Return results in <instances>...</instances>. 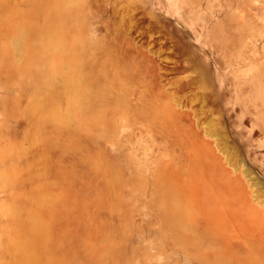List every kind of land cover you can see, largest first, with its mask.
Here are the masks:
<instances>
[{
	"label": "rangeland",
	"instance_id": "1",
	"mask_svg": "<svg viewBox=\"0 0 264 264\" xmlns=\"http://www.w3.org/2000/svg\"><path fill=\"white\" fill-rule=\"evenodd\" d=\"M68 5L69 25L80 32L71 53L89 90L71 121L59 123L46 116V103L45 120L32 107L27 79L40 77L31 74L33 61L31 70L24 63L34 50L16 41L30 1L0 0V264H29L40 246L47 264H264V0ZM166 128L193 142L196 156L184 148L166 165L157 139ZM137 135L159 147L138 163ZM41 185L52 194L55 186L57 200L46 197L52 204L41 196L48 189H35ZM20 196L43 211L33 210L37 223L53 216L43 225L50 233L27 205L18 212ZM54 202L61 207L52 211Z\"/></svg>",
	"mask_w": 264,
	"mask_h": 264
},
{
	"label": "bare ground",
	"instance_id": "2",
	"mask_svg": "<svg viewBox=\"0 0 264 264\" xmlns=\"http://www.w3.org/2000/svg\"><path fill=\"white\" fill-rule=\"evenodd\" d=\"M30 1V8H29V11L27 12V13H24L23 11L21 12L20 11V15L18 16L19 18H18V20H17V22H16V24H15V29H16V33H17V36H16V41H17V43L19 44V45H26V46H29V48L31 47V48H33L32 49V51L31 52H33V50H34V57H33V59L31 60H29V58H32V57H30V55H29V53H27L26 55H27V57H29V58H27L26 57V59L27 60H29L30 62L31 61H33V66H34V68H35V70H32V72H31V74L35 71L37 74H38V76L40 77V79H38V80H40L39 82L36 80V79H33V78H31V76H34V75H31L30 76V73H29V76H30V80L29 79H27L28 80V82L30 81V83H33L34 84V88H32L33 86H31V92H34V93H32V94H34L33 96H35V98H34V100H36L35 101V106H32V107H37V108H39V106L42 104V103H46L47 104V107H48V109H47V115L46 116H48V118L49 119H51V120H57V121H59V123L61 122H64V121H71V118H72V112H73V110L77 107V106H79L80 105V103L83 101V99L88 95V90H89V85H87V84H85V83H83V76H82V71L80 70V68L79 67H77V65H76V61H77V59H79L78 58V54H73V53H71V50L72 49H74V47H75V45H74V43L77 41V40H79L80 38H79V36H80V32H79V30L78 29H76L75 27H73V26H71V25H69V20L71 19V16H72V14H70V13H73L72 11H70L69 10V5H68V2H75V3H78V0H29ZM31 38H34V42H31L30 40H31ZM69 39H71V41H70V45H69ZM24 47V46H23ZM22 47V48H23ZM30 48V49H31ZM20 49V48H19ZM23 50H25V49H23ZM19 52H15V54H14V56H13V60H15V64H17V61H16V59L17 58H15V57H17V54L16 53H19L20 55H18V56H20V58H18L17 60L19 61V59H21V58H23L22 56H21V54L23 55V53H20V51H22L21 49L20 50H18ZM27 51V50H26ZM23 52V51H22ZM29 52V51H28ZM54 56H56V59L55 60H53V57ZM25 57V56H24ZM49 57H51L52 58V61H50L49 63H48V58ZM25 59V60H26ZM29 61L28 62H26V63H24V65L25 66H27V68L29 67V69H30V65H32V62L31 63H29ZM20 62H21V60H20ZM20 64V63H19ZM23 65V64H22ZM23 65V66H24ZM18 66V65H17ZM178 67V65L176 64V65H173L172 67L174 68V67ZM19 68L21 67L20 65L18 66ZM32 67V66H31ZM22 68V67H21ZM23 68H25V67H23ZM27 68H25V69H27ZM173 68L171 69V70H173ZM32 69V68H31ZM30 69V70H31ZM175 69V68H174ZM180 69V68H179ZM30 70H28V71H30ZM177 70H178V68H177ZM177 70H173V71H177ZM27 71V70H26ZM179 71V70H178ZM61 75V77L59 78L61 81H62V85H60V84H58V82H56L57 80V77H59ZM32 79V80H31ZM31 81H33V82H31ZM60 86H63V88H64V91H63V93H64V97H65V104L63 105L62 103H61V98H63V93H62V90L61 91H59V87ZM34 90V91H33ZM42 95V96H41ZM41 96V97H40ZM3 99V98H2ZM31 99V98H30ZM6 99H4L3 101H5ZM32 100H33V98H32ZM5 102H3V104H4ZM40 109V108H39ZM28 110H29V106H28ZM35 110V109H34ZM38 111V110H37ZM40 111H41V109H40ZM31 112V111H30ZM44 113V114H43ZM46 114V111L44 112V111H41L40 112V116L39 117H41L40 118V120H45L44 118L46 117H42L41 115H45ZM49 119H47V120H49ZM121 126H122V129H121V137L122 138H124V139H126V137L127 136H129V135H127L126 133H127V131H128V129H127V127H128V122H122L121 123ZM131 131V130H130ZM134 136H133V134L131 135V138H133ZM137 137H138V140H137V152H136V156L134 157V159H135V161L138 163V162H140L141 161V157H143V156H150V155H152V153L153 152H155L159 147H158V145H155V140H159L160 142H161V145H162V147H163V149L165 150V152H166V154H168L169 156H168V158H165V157H163L164 158V160H165V164L166 163H169V160H172L173 159V156H172V154L174 153V152H179L180 154L183 152V149L184 148H186V151H187V153L186 154H188V156H189V159H191V158H193V156H196V153H197V148H195L194 146H193V142H188L185 138H184V136L182 135V133H175V131H172V130H167V128L165 129V131L164 132H162V133H160V134H158L157 135V139L155 138H153V142L151 143V144H153V146H150L148 143H146V141L144 142V137H142V136H140L139 137V135H137ZM196 139V142L198 141V140H200V138L199 137H197V138H195ZM144 143H146L145 145H144ZM24 144H28V143H24ZM111 144V143H110ZM113 145V144H112ZM116 146V145H115ZM117 148V147H116ZM115 148V149H116ZM117 151V150H116ZM160 152V151H159ZM159 152H157L156 153V155L158 154V156L160 155L159 154ZM153 154H155V153H153ZM157 156V158H159ZM171 156V157H170ZM113 157V156H112ZM166 157H167V155H166ZM161 158V157H160ZM163 158H161V159H163ZM159 160V159H158ZM163 161V160H162ZM119 162V161H118ZM160 163H162V162H160ZM173 163V162H172ZM127 165V164H126ZM158 165H159V163H158ZM167 165V164H166ZM165 165V166H166ZM162 166V165H161ZM160 166V167H161ZM167 167V166H166ZM190 167V166H189ZM174 169V168H173ZM172 168H171V170H173ZM165 171V170H164ZM180 171V170H179ZM166 173H167V171H165ZM165 172H164V174H165ZM177 172V171H176ZM170 173V172H169ZM171 174V173H170ZM168 175V174H167ZM167 175H165V177L167 176ZM192 176V175H191ZM187 178V177H186ZM175 180H177L176 178H175ZM180 180V179H179ZM178 181V180H177ZM176 181V182H177ZM184 181H185V179H184ZM184 181L182 182V185L184 184ZM189 181V180H188ZM175 182V181H174ZM181 182V181H180ZM186 182V181H185ZM187 183V182H186ZM173 184H175V183H172L171 184V182H170V185H173ZM177 184V188L176 189H178V185H179V183L177 182L176 183ZM181 185V186H182ZM58 186V185H57ZM180 185H179V189H180V187H181ZM184 186V185H183ZM183 186L181 187V189L183 188ZM42 187V185L41 186H38V187H35V189L38 191L39 190V188H41ZM43 187H45V186H43ZM42 187V189L44 190V188ZM48 188V191L47 192H45L47 195H48V193H50V192H52V189H50V187L49 186H47ZM53 187V186H52ZM62 188V187H61ZM31 189V188H30ZM29 189V190H30ZM47 189H45V190H47ZM54 189H55V186H54ZM54 189H53V194L52 193H50L49 195H51L52 194V196H53V198H52V196H50L52 199H54L55 197H54V194H55V196H56V193H55V191H54ZM34 191V189L32 190V191H34L35 192V194H34V192L32 193L33 195H35L36 196V194L39 192L40 193V191H41V189L37 192V191ZM44 190V191H45ZM62 190V189H61ZM60 190V191H61ZM43 191V192H44ZM59 191V190H58ZM59 191V192H60ZM181 191V190H180ZM27 194V196L29 197V196H31L29 193H28V191H25ZM25 192L24 193H21V194H25ZM37 192V193H36ZM42 192V191H41ZM175 192H176V190H175ZM182 192V191H181ZM180 192V193H181ZM39 193L37 194V196L39 195ZM162 193V192H161ZM62 194V192H60V195ZM181 194H183V192L181 193ZM180 194V195H181ZM13 195H15V193H13ZM47 195H45L44 196V193L41 195V196H43V197H45V202H47L48 204H52V203H49V198H48V201H46L47 200V198L46 197H49V195L47 196ZM63 195V194H62ZM62 195L60 196L61 198H62ZM180 195H179V192H178V196L180 197ZM21 196H23V195H21ZM21 196L19 197V204L17 203V202H15V207H17L18 206V208H15L14 207V204L13 205H11V203H12V201H10L9 203H8V205H10V206H12L13 208V210L15 209L16 211L14 212V214L17 212V209H18V212L22 209V208H24V210H25V207H26V205L28 206V208L30 209H32V210H30V214H28L29 215V217H30V215H32L31 217H33L34 215H33V213L32 212H34L35 213V208L36 207H34V206H31V207H29V204L27 203V202H24L22 199H21ZM36 196V198L35 199H39V201H40V204L42 205V201H41V199H43V197H40L39 198V196L37 197ZM178 196H176V197H178ZM183 196V195H182ZM181 196V197H182ZM8 197V196H7ZM26 197V196H25ZM27 197V198H28ZM59 197V198H60ZM16 198V197H15ZM14 198V199H15ZM26 198V199H27ZM61 198L60 199H58V200H61ZM6 199V198H5ZM28 199H30V197L28 198ZM28 199L26 200V201H28ZM56 199V198H55ZM63 199V198H62ZM179 198H177V200H178ZM57 200V199H56ZM180 200H181V198H180ZM179 200V201H180ZM182 200H183V198H182ZM181 200V201H182ZM16 201V200H15ZM23 201V202H22ZM33 201H37V200H34V198L32 199V202ZM39 201H38V203H36V204H38V207H39ZM51 201V200H50ZM180 201V202H181ZM185 201V200H184ZM22 202V203H21ZM52 202V201H51ZM58 202V201H57ZM176 201L174 200V205L176 204L175 203ZM24 203H26L25 205H23L22 207H21V205L22 204H24ZM34 203V202H33ZM181 203H183V201L181 202ZM55 202H54V205H52V207H50V209H52L54 206H55ZM164 204V203H163ZM40 205V206H41ZM57 205H58V203H57ZM183 205V204H182ZM9 206V207H10ZM9 207H8V210L9 211H13V210H10L9 209ZM21 207V208H20ZM33 207H34V209H33ZM37 207V208H38ZM58 207V206H57ZM57 207H54L55 209L57 208ZM61 206H59L58 208H60ZM176 208H177V206H175ZM7 208V207H6ZM6 208L4 209V210H6ZM27 208V209H28ZM54 208L52 209V211L54 210ZM63 208V207H62ZM175 208V211L177 212V209ZM43 209V208H42ZM33 210H35V211H33ZM174 210V209H173ZM182 210H184L183 208H181V210L179 209L178 210V212L179 211H181L182 212ZM38 211V210H37ZM37 211H36V213H37ZM59 211H61V209H59ZM5 212V211H4ZM23 212H25V211H23V209L20 211V213H23ZM27 212V211H26ZM47 212V211H46ZM57 212H58V209H57ZM56 212V213H57ZM176 212H174V215H175V213ZM186 212V211H185ZM184 212V213H185ZM7 213V212H6ZM35 213V214H36ZM38 213H39V211H38ZM37 213V214H38ZM41 213V212H40ZM39 213V214H40ZM42 213H43V211H42ZM40 214V216H42V215H44V214ZM56 213L54 214V216H56ZM18 214V213H17ZM36 214V215H37ZM38 214V215H39ZM178 214L176 213V215L175 216H177ZM11 216V215H10ZM21 216H22V214H21ZM26 216V215H25ZM49 216V215H48ZM47 216V217H48ZM184 215H182V217H177V218H181V219H178V220H176V219H174V221H177V224H181V220L184 218L183 217ZM53 217V216H52ZM52 217H51V221L49 220V222L50 223H52V220H54V218L52 219ZM186 217V216H185ZM27 218H28V216H27ZM34 218V217H33ZM32 218V219H33ZM36 218H39V217H36ZM43 218V217H42ZM41 218V219H42ZM28 219H30V218H28ZM45 219V218H44ZM44 219H42V221L44 220ZM47 219V218H46ZM37 220V219H36ZM35 220V218L32 220V221H35L36 223H35V225L36 224H38L39 222V224H41V227L42 228H44L45 226H43L44 225V223L45 222H48V220L46 221L45 220V222L44 223H41V220L40 219H38V223H37V221ZM185 220V219H184ZM26 223H27V221H26ZM26 223H25V226H26ZM30 223H31V221H30ZM29 223V224H30ZM33 223V222H32ZM32 223H31V225H32ZM50 223H47V227L48 228H50ZM38 224V225H39ZM49 224V225H48ZM183 224H185L186 225V223L183 221ZM187 224H188V221H187ZM189 224H191V223H189ZM182 225V224H181ZM184 225V226H185ZM24 226V230L25 229H28V227H30L31 228V226H29V225H27L26 227ZM183 226V227H184ZM189 225H187L186 226V228L188 227ZM35 227V226H34ZM40 227V226H39ZM39 227H36V228H39ZM47 227H45V229L44 230H47V232L48 233H50V230H48L47 229ZM51 227H52V225H51ZM191 227H192V225H191ZM191 227H188L189 229L191 228ZM41 228V229H42ZM181 228V227H180ZM185 227H184V229H186ZM52 229V228H51ZM192 229V228H191ZM29 230V229H28ZM30 230H32V229H30ZM29 230V231H30ZM43 230V229H42ZM42 230L40 231V229H39V231L41 232V233H43L42 232ZM167 230V229H166ZM181 230V229H180ZM188 230V229H187ZM29 231H26V234H30L31 235V233H32V231H31V233L29 232ZM35 231V230H34ZM33 231V232H34ZM37 232V233H39L38 235H36L35 237H39V235H40V232ZM170 231V230H169ZM195 231V230H194ZM28 232V233H27ZM167 232V231H166ZM196 232H198L197 230H196ZM195 232V233H196ZM35 233V232H34ZM171 233V232H170ZM186 233H188V232H186ZM191 233H193V232H191ZM33 234V233H32ZM44 235H45V233H43ZM189 234V233H188ZM196 234H199V233H196ZM43 235V236H44ZM186 236V235H185ZM201 236V235H200ZM28 237H30V236H27V240L28 241H30L31 239H32V237H31V239L29 240V238ZM34 237V236H33ZM34 237V238H35ZM42 237V236H41ZM49 237V238H48ZM190 238V236L189 235H187V239L188 240H190L189 238ZM21 238V237H20ZM33 238V239H34ZM48 238V239H47ZM186 238H185V240H186ZM50 239V236H48V234L46 235V240L48 241ZM20 240V239H19ZM39 240H41L40 238H38V240L36 241V239L35 240H33V243H32V246H33V244H34V242H37L38 243V241ZM43 240H44V238H43ZM200 240V239H199ZM198 240V241H199ZM17 241V240H16ZM21 241V240H20ZM28 241H26V244H29V242ZM45 241V240H44ZM190 241H192V240H190ZM194 241V240H193ZM24 242V241H23ZM43 242V241H42ZM7 243V242H6ZM186 243H187V241H186ZM20 244V243H19ZM41 244V242H39V245ZM47 244V242L43 245V246H47L46 245ZM48 244H51V243H48ZM30 245H31V242H30ZM183 245V247L185 246V245H187V244H182ZM20 246V245H19ZM188 247H189V245H187ZM209 246V245H208ZM7 247V246H6ZM5 247V248H6ZM12 247V246H11ZM3 248V247H2ZM21 248V247H20ZM36 248H38V245L36 246ZM190 248H193V247H190ZM194 248H195V246H194ZM32 249V248H31ZM40 249H42V246H40ZM40 249H34L31 253H30V259L27 261L29 264H47V262H45L44 261V256L45 255H41V253H43V251L41 252V250ZM49 249V248H48ZM189 249V248H188ZM210 249V248H209ZM9 250H11V249H9ZM13 250V249H12ZM20 250V249H19ZM18 250V251H19ZM30 250V249H29ZM43 250H45V248H43ZM31 251V250H30ZM30 251H28L27 253H29ZM41 253H40V252ZM192 251V250H191ZM194 252H196L197 250L195 249V250H193ZM192 251V252H193ZM45 252V251H44ZM51 252V251H50ZM189 252V251H188ZM193 252V253H194ZM19 253V252H18ZM198 253V252H197ZM44 254V253H43ZM6 255V254H5ZM14 255V254H13ZM12 255V256H13ZM23 256V255H22ZM5 257V256H4ZM29 257V256H28ZM48 257V256H47ZM46 257V258H47ZM64 258V257H63ZM60 259H62V257L60 256ZM26 260V259H25ZM1 262V261H0ZM6 263V262H5ZM4 263V264H5ZM22 263V262H21ZM8 264H10V263H8Z\"/></svg>",
	"mask_w": 264,
	"mask_h": 264
}]
</instances>
